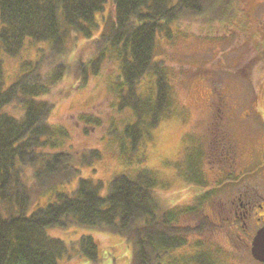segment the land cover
<instances>
[{
	"label": "trees",
	"instance_id": "trees-1",
	"mask_svg": "<svg viewBox=\"0 0 264 264\" xmlns=\"http://www.w3.org/2000/svg\"><path fill=\"white\" fill-rule=\"evenodd\" d=\"M105 2L0 0V264H61L71 251L79 264H112L118 252L113 245L101 248L97 239L104 236L130 251L132 264H215L188 245L194 234L214 227L202 217L190 228L203 180L192 189L193 205L174 207L156 173L140 167L150 131L173 110L166 67L154 60L157 36L178 21L203 18V2L109 0L114 19L94 38ZM79 38L92 43L90 55L67 62ZM26 41L48 48L38 60L23 61L5 88L1 58L17 57ZM106 60L119 67L109 90L118 113L126 114L119 134L113 127L107 136L118 138V158L130 165L107 183L81 177L100 153L67 148L64 127L49 121L54 103L45 100L64 79L74 77L71 91L84 87ZM73 229L85 234L71 244L49 234Z\"/></svg>",
	"mask_w": 264,
	"mask_h": 264
},
{
	"label": "rangeland",
	"instance_id": "rangeland-1",
	"mask_svg": "<svg viewBox=\"0 0 264 264\" xmlns=\"http://www.w3.org/2000/svg\"><path fill=\"white\" fill-rule=\"evenodd\" d=\"M202 2L206 10L203 18L178 21L157 36L154 60L166 67L173 110L168 119L150 131L152 140L145 143V160L140 167L156 173L166 185L167 196L173 197L174 207L192 204L189 190L196 184L189 183L183 173L204 181L200 185L208 193L202 194V207H198V217L195 215L190 228L197 229L202 217L214 227L188 240L192 254L200 250L215 264H262L251 258L247 247L255 229L237 232L232 227L231 209L239 192L247 193L254 201L264 200V124L260 121L264 112V0ZM113 19L112 4L106 0L96 17L99 28L93 37L98 36L103 22ZM84 41H75L72 55L66 60L72 57L86 61L92 43ZM47 48L45 43L26 41L17 57H2L5 88L20 74L23 61L38 60ZM119 73L115 61L106 60L84 87L71 91L74 77L70 76L45 98L54 103L50 123L67 132L66 147L75 151L95 148L100 153L99 161L81 171V177L93 181L107 183L114 174L130 167L124 162L122 165L118 158V138L114 141L107 136L113 127L119 134L126 115L118 113L116 97L109 90ZM147 81L151 83L150 78ZM210 100L222 103L224 109L217 111L215 106H208ZM216 113L225 121L211 124L214 118L210 116ZM81 116L87 121L98 119L101 126L86 123ZM220 131H226L224 139L213 135ZM132 172L131 169L129 174ZM49 234L71 244L85 233L73 229ZM97 241L102 249L113 245L118 252L113 256L116 261L109 263L132 264V253H123L125 249L117 239L104 236ZM69 254L61 264H79L78 258L72 256L75 251Z\"/></svg>",
	"mask_w": 264,
	"mask_h": 264
},
{
	"label": "flooded vegetation",
	"instance_id": "flooded-vegetation-1",
	"mask_svg": "<svg viewBox=\"0 0 264 264\" xmlns=\"http://www.w3.org/2000/svg\"><path fill=\"white\" fill-rule=\"evenodd\" d=\"M210 104L208 106L216 107L217 111H221L224 109L223 104L216 101V100H210ZM222 104V105H221ZM221 115V114H220ZM214 119L209 121L211 124L213 123H221L225 120L222 119L221 116H219V113L213 114L212 116ZM248 117V116H247ZM247 119H244L243 121H246ZM260 121L264 124V113L260 115ZM226 131H220L213 135H218L221 138L224 139ZM236 200L233 201L232 204V215L234 218V224L232 227L237 232H244V231H253L255 229L254 233H256L259 229L264 227V200H260L257 198V201L251 200L247 193H237ZM256 198V197H255ZM249 249V246H247Z\"/></svg>",
	"mask_w": 264,
	"mask_h": 264
},
{
	"label": "water",
	"instance_id": "water-1",
	"mask_svg": "<svg viewBox=\"0 0 264 264\" xmlns=\"http://www.w3.org/2000/svg\"><path fill=\"white\" fill-rule=\"evenodd\" d=\"M255 234L250 244V254L255 261L264 264V228Z\"/></svg>",
	"mask_w": 264,
	"mask_h": 264
}]
</instances>
